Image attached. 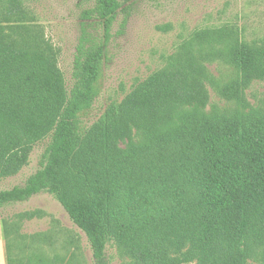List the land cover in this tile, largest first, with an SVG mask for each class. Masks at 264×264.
Returning a JSON list of instances; mask_svg holds the SVG:
<instances>
[{
  "label": "trees",
  "instance_id": "16d2710c",
  "mask_svg": "<svg viewBox=\"0 0 264 264\" xmlns=\"http://www.w3.org/2000/svg\"><path fill=\"white\" fill-rule=\"evenodd\" d=\"M123 9L121 0H93L85 10L86 19L102 22L104 39L81 35L68 83L50 43L20 23L13 27L19 39L6 32L5 22L27 18L22 0L0 5V182L49 138L24 184L0 189V209L52 194L85 233L93 264H110L112 240L139 264H248L247 245L264 239V118L204 114L205 69L194 46L225 45L240 77L220 90L240 99L252 79H264V37L247 41L228 26L197 31L84 130L81 115L98 96L111 28ZM133 128L149 142L124 152L119 143ZM188 243L187 262L168 253Z\"/></svg>",
  "mask_w": 264,
  "mask_h": 264
},
{
  "label": "rangeland",
  "instance_id": "374dc122",
  "mask_svg": "<svg viewBox=\"0 0 264 264\" xmlns=\"http://www.w3.org/2000/svg\"><path fill=\"white\" fill-rule=\"evenodd\" d=\"M120 11L111 28L106 57L98 84V96L81 115L84 130L97 121L111 104H119L134 86L151 73L165 67L170 58L190 41L197 31L208 28H236L244 40L264 37V0H121ZM27 18L5 22L6 32L16 40V24L29 27V34L41 37L57 51L58 64L71 82L76 47L85 32L93 41H102L104 27L96 18L86 19L85 10L93 0H22ZM4 0H0V5ZM125 20V22H124ZM27 34V33H26ZM30 35V36H31ZM194 54L204 66V114L209 117L264 118V79H252L242 90V98L222 95L221 86L240 75L231 64L223 43H204ZM49 138L38 143L22 170L0 182V189L22 185L39 167V159ZM149 142L142 130L133 128L130 139L120 141L124 152L131 146ZM37 211L32 217L27 213ZM9 224L12 264H93L85 233L69 218L58 200L40 192L24 202L0 209V264H8L2 219ZM192 250L170 247L168 253L182 262ZM248 264H264V239L247 245ZM110 264H139L127 249L112 240L106 248ZM191 264V263H188Z\"/></svg>",
  "mask_w": 264,
  "mask_h": 264
},
{
  "label": "crops",
  "instance_id": "0c3cea01",
  "mask_svg": "<svg viewBox=\"0 0 264 264\" xmlns=\"http://www.w3.org/2000/svg\"><path fill=\"white\" fill-rule=\"evenodd\" d=\"M5 236V235H4ZM5 242H6V250H7V239H6V237H5ZM8 254V253H7Z\"/></svg>",
  "mask_w": 264,
  "mask_h": 264
}]
</instances>
